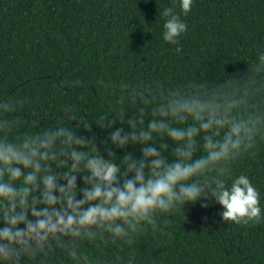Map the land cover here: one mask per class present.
Here are the masks:
<instances>
[{"label": "trees", "instance_id": "16d2710c", "mask_svg": "<svg viewBox=\"0 0 264 264\" xmlns=\"http://www.w3.org/2000/svg\"><path fill=\"white\" fill-rule=\"evenodd\" d=\"M179 2L0 0V102L25 101L8 114L21 120L10 136L75 123L65 112L70 107L91 125V132L80 128L78 134L95 135L105 158L108 147L115 151L116 163L127 152L138 159L139 144L117 148L110 141L107 146L101 143L117 127L128 131L126 123L116 121L111 129H101L93 122L107 111L123 109L131 115L135 109L128 91L147 84L173 89L194 84L204 95L239 101L237 116L264 119V65L259 63L264 53V0H193L187 15ZM166 7L187 25L178 45L163 39ZM122 84L128 88L122 90ZM121 95L124 103L119 102ZM33 120L39 127L32 126ZM161 142L175 146L167 137ZM203 154L201 149L196 156ZM166 155L172 159L170 149ZM229 167L226 185L241 174L247 176L259 192L264 216V133ZM77 186L83 187L81 174ZM205 203L208 207L201 206ZM222 211L214 197L198 198L185 202L181 212L158 214V229L144 225L129 243L81 241L80 250L98 264H264V220L236 224L224 221ZM46 260L74 264L59 248Z\"/></svg>", "mask_w": 264, "mask_h": 264}, {"label": "clouds", "instance_id": "9594fccd", "mask_svg": "<svg viewBox=\"0 0 264 264\" xmlns=\"http://www.w3.org/2000/svg\"><path fill=\"white\" fill-rule=\"evenodd\" d=\"M192 3L180 0L184 15ZM162 16L167 18L164 41L178 45L187 25L172 7L164 8ZM259 63L264 65V53ZM128 96L135 109L131 115L123 109L107 111L93 122L101 129L126 123L129 130L117 127L101 141L105 146L109 141L117 148L141 145L140 158L127 152L119 163L108 147L107 158L101 154L95 135L78 134L80 128L91 132V125L70 107L65 112L75 123L11 137L21 120L8 114L25 101L0 102V264H24L22 257L47 264V256L58 248L74 264H98L79 242L129 243L144 225L157 230L158 214L181 212L185 202L198 198L214 197L224 221L248 225L264 220L259 192L249 178L241 174L230 187L225 179L230 163L255 147L264 119L237 116L239 101L204 95L194 84L175 89L147 84L130 89ZM124 100L121 95L119 102ZM32 126L39 127V121ZM165 137L175 146L161 142ZM201 149L204 154L197 157ZM77 174L83 187L77 186Z\"/></svg>", "mask_w": 264, "mask_h": 264}]
</instances>
